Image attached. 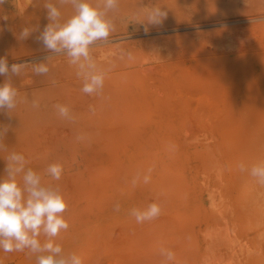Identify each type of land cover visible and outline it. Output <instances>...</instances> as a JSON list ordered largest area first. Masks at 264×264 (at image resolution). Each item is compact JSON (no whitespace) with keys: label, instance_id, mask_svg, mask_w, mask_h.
I'll list each match as a JSON object with an SVG mask.
<instances>
[{"label":"rangeland","instance_id":"374dc122","mask_svg":"<svg viewBox=\"0 0 264 264\" xmlns=\"http://www.w3.org/2000/svg\"><path fill=\"white\" fill-rule=\"evenodd\" d=\"M43 2L0 4V58L26 64L10 77L16 107L0 111V179L15 152L59 185L69 228L53 239L83 264H204L206 233L225 225L254 250L239 264H264V185L250 174L264 163V0H118L115 31L90 47L105 73L92 95L78 66L37 40L49 23ZM58 6L62 22L74 14ZM157 7L166 17L145 31ZM40 62L47 74L33 71ZM53 163L58 181L46 171ZM152 203L160 214L138 223L132 210ZM36 257L0 250L4 264Z\"/></svg>","mask_w":264,"mask_h":264},{"label":"clouds","instance_id":"9594fccd","mask_svg":"<svg viewBox=\"0 0 264 264\" xmlns=\"http://www.w3.org/2000/svg\"><path fill=\"white\" fill-rule=\"evenodd\" d=\"M2 3L4 0H0ZM57 4H70L74 14L62 22ZM101 5L94 6L91 0H56L55 3L44 0L43 7L49 23L37 37L50 53L65 54L71 64L78 66L77 75L84 77L81 90L89 95L102 91L105 78V73L98 70L92 60L90 47L97 41H107L115 31L108 13L118 7V0H101ZM166 15L161 8H153L147 15L145 31H148L149 25H161ZM30 31L24 29L21 35L27 37ZM49 59L48 56L46 61ZM25 66L19 63L9 65L5 58H0V76L9 77L0 84V111H10L16 107L18 90L10 77L19 75ZM33 71L37 75H44L49 72V67L46 62L35 63ZM56 108L61 116L70 118L66 106L56 105ZM26 165L22 154L11 153L8 156L7 176L0 179V250L5 253L28 250L37 254V264H83L80 256L74 252L65 254L62 246L53 239L69 228L63 216L67 203L59 185L42 183L41 175ZM240 168L241 171L245 170L243 165ZM46 171L52 179H61L60 164H50ZM250 174L264 185V163L252 167ZM17 177L20 178L19 182ZM116 210H119V205ZM160 211L159 205L152 203L144 210L133 209L131 215L140 223L157 217ZM41 235L47 238L44 243L39 239ZM161 254L168 260L174 259L171 251L162 249ZM0 264H4L3 259H0Z\"/></svg>","mask_w":264,"mask_h":264},{"label":"bare ground","instance_id":"6f19581e","mask_svg":"<svg viewBox=\"0 0 264 264\" xmlns=\"http://www.w3.org/2000/svg\"><path fill=\"white\" fill-rule=\"evenodd\" d=\"M42 2V0H41ZM56 2V1H55ZM100 2V1H99ZM65 5V4H64ZM62 6V5H61ZM99 6H102L101 3L99 4ZM59 8V6H58ZM66 8V7H65ZM61 9V7H60ZM46 13V12H45ZM67 13V12H66ZM69 13V12H68ZM64 14V13H63ZM63 16V15H62ZM62 16H61V19H62ZM67 18V17H66ZM65 19V18H64ZM236 21V20H235ZM234 21V22H235ZM233 22V21H232ZM210 25V24H209ZM229 31V30H228ZM232 32V30H231ZM217 33V32H216ZM244 34V33H243ZM228 35V33H227ZM235 36V34H233ZM232 36V38L234 37ZM225 37V35H224ZM231 38V40H232ZM235 38H237L235 36ZM234 38V40H235ZM238 39V38H237ZM245 39V38H244ZM244 39H243V42L244 43ZM226 40V39H225ZM231 42L232 44L236 41ZM105 41H97L95 44H99V45H102ZM229 42V43H230ZM211 43V42H210ZM230 43V44H231ZM236 43V42H235ZM239 43V41H238ZM94 44V45H95ZM105 44V43H104ZM217 44V43H216ZM226 43H224L225 45ZM228 44V45H230ZM239 45V44H238ZM93 46V45H92ZM217 46V45H216ZM220 46V45H219ZM235 45L233 44V47ZM236 46H237V43H236ZM240 46V45H239ZM225 47H227V45H225ZM224 47V48H225ZM231 47V46H230ZM239 48V47H238ZM232 49V48H230ZM50 55V54H49ZM100 56V55H99ZM39 57V56H38ZM42 57V56H41ZM98 61V60H97ZM253 133V132H252ZM212 170V169H211ZM212 182V181H211ZM261 185V184H260ZM215 202V201H214ZM212 205V203H211ZM233 216V215H232ZM220 218H224V215L222 214V216ZM233 219V218H232ZM195 220V219H194ZM225 220V219H223ZM214 222V221H213ZM225 226H223L224 231L223 233H221L220 231L218 230H211L209 231L208 233H206V237H207V240H206V244H207V247H206V250H205V253L203 254L205 256L204 258V264H220L224 259L227 261V263H231V264H239L240 262H243L245 263V260H254V250L246 244L245 241H242L239 240H235L232 236V230H231V227L230 229ZM235 236V235H234ZM196 239V238H195ZM197 240V239H196ZM195 242V241H194ZM197 249V247H196ZM225 261V262H226ZM224 262V263H225ZM253 263V261H251ZM249 262V263H251ZM226 263V264H227ZM251 263V264H252Z\"/></svg>","mask_w":264,"mask_h":264}]
</instances>
